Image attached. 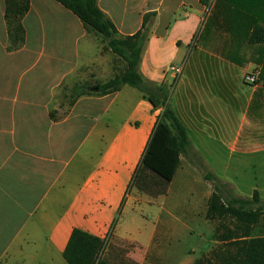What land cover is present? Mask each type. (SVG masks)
Instances as JSON below:
<instances>
[{
    "label": "crops",
    "instance_id": "0c3cea01",
    "mask_svg": "<svg viewBox=\"0 0 264 264\" xmlns=\"http://www.w3.org/2000/svg\"><path fill=\"white\" fill-rule=\"evenodd\" d=\"M97 3L121 36L156 14L140 73L170 88L191 149L165 194L128 195L162 110L125 85L107 95L82 93L61 114L63 87L76 86L93 64V33L57 1L30 0L25 39L15 45L0 0V264H68L64 251L74 229L105 239L114 224L105 252L111 261L144 264L152 251L161 255L163 215L183 225L199 216L213 223L207 211L214 186L191 162L193 153L236 197L258 192L264 203V31L256 32L264 30V0ZM171 65L183 67L180 77ZM254 71L259 83L244 82ZM182 180L180 200L175 188ZM150 208L158 213L154 225Z\"/></svg>",
    "mask_w": 264,
    "mask_h": 264
},
{
    "label": "trees",
    "instance_id": "16d2710c",
    "mask_svg": "<svg viewBox=\"0 0 264 264\" xmlns=\"http://www.w3.org/2000/svg\"><path fill=\"white\" fill-rule=\"evenodd\" d=\"M55 1L75 14L88 31L102 36L111 51L126 63L119 74L98 86L99 93L107 95L129 85L139 90L155 109L162 110L141 160V168L147 173L139 189L153 196L165 194L176 176L181 156L188 153L192 145L186 128L170 105V88L165 84L154 85L140 73L149 21L156 14H146L142 29L134 35L121 36L112 20L98 6L97 0ZM29 10L30 0H5V20L14 44L24 42L22 19ZM257 31L264 30L258 28ZM254 36L255 32L251 37L253 43L256 40ZM204 177L214 184L207 218L216 223L215 239L219 244L193 264H264V236H254L253 233L261 216L264 217V203L259 193L255 192L252 199L236 197L229 184L214 174L208 173ZM105 252L103 239L74 229L64 258L68 264H120L111 261Z\"/></svg>",
    "mask_w": 264,
    "mask_h": 264
},
{
    "label": "rangeland",
    "instance_id": "374dc122",
    "mask_svg": "<svg viewBox=\"0 0 264 264\" xmlns=\"http://www.w3.org/2000/svg\"><path fill=\"white\" fill-rule=\"evenodd\" d=\"M92 46L94 48L92 53L93 64H90V66L84 69L83 74L81 75L82 78H78L79 80L77 81L76 86L66 84V86L63 87L64 90L62 91L61 100L64 113L61 114H66V110L71 106L70 104H72L75 99H79V97L82 96V93L86 94L90 92V95H102L99 91H92V88L107 83L110 79L119 74L126 66L125 61L111 51L102 36L93 33ZM8 50L12 51L13 45L9 46ZM192 156L194 159L191 162L201 171L200 173L203 179L207 181L204 176L210 173L211 170L204 164V162H202V160H200L196 153H193ZM146 173L147 171L141 168L140 161L128 186V195L131 197L135 195V192H137L142 183L145 181L144 177ZM195 178L196 177H192L188 179L192 180L191 183L193 184ZM178 182V186L175 188V195L176 199L179 198L182 200L185 196L182 188H184L186 182L184 180ZM193 185L199 190H202L203 185L201 181H195V184ZM209 185H212L213 187L214 184L209 182ZM232 191L234 192V190ZM151 197L157 198L159 195H151ZM172 201H170V204ZM185 205L188 206L187 203ZM148 211L152 214H149L147 220L151 223V225H154V223H156L158 213L151 208ZM121 220L122 215L120 216V221ZM206 222L207 221H205V219H202V217L199 216L196 219H187V225H183L180 221H172L169 217H165V215H163L162 222L157 224L159 231L157 243L163 245V247L161 246V255H157L158 253L156 254L155 251H152L144 264H187L189 262H195L203 256H206L211 249L217 246L216 243L213 242L215 239L213 237V227L216 226V223L213 222L211 225ZM115 226L116 224H114V227ZM114 227L112 228V232ZM139 229L144 231V225L139 226ZM112 232H110V234L103 239L105 241V248L109 243ZM253 233L254 236H264V217L261 216L253 229Z\"/></svg>",
    "mask_w": 264,
    "mask_h": 264
},
{
    "label": "built area",
    "instance_id": "2783aa9c",
    "mask_svg": "<svg viewBox=\"0 0 264 264\" xmlns=\"http://www.w3.org/2000/svg\"><path fill=\"white\" fill-rule=\"evenodd\" d=\"M169 71L172 72L177 78L183 73L182 66L171 65ZM244 82L252 85H257L259 83V72L254 71L253 73H248L244 77Z\"/></svg>",
    "mask_w": 264,
    "mask_h": 264
},
{
    "label": "water",
    "instance_id": "95a60500",
    "mask_svg": "<svg viewBox=\"0 0 264 264\" xmlns=\"http://www.w3.org/2000/svg\"><path fill=\"white\" fill-rule=\"evenodd\" d=\"M98 90H99L98 87L92 88V91H98Z\"/></svg>",
    "mask_w": 264,
    "mask_h": 264
}]
</instances>
